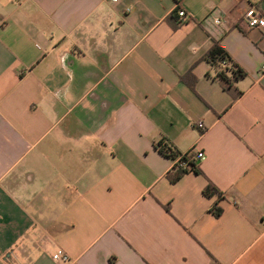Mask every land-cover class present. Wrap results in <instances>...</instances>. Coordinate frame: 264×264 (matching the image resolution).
I'll return each instance as SVG.
<instances>
[{
	"label": "crops",
	"instance_id": "0c3cea01",
	"mask_svg": "<svg viewBox=\"0 0 264 264\" xmlns=\"http://www.w3.org/2000/svg\"><path fill=\"white\" fill-rule=\"evenodd\" d=\"M249 6L264 15V0H0V264H264ZM214 43L246 73L229 91ZM161 141L203 152V174L172 183Z\"/></svg>",
	"mask_w": 264,
	"mask_h": 264
},
{
	"label": "trees",
	"instance_id": "16d2710c",
	"mask_svg": "<svg viewBox=\"0 0 264 264\" xmlns=\"http://www.w3.org/2000/svg\"><path fill=\"white\" fill-rule=\"evenodd\" d=\"M205 59L214 66L217 73L216 77L228 91L231 90L233 84L246 77L245 71L239 68L237 65L232 64L230 58L218 43H214L211 49L206 53ZM223 62L226 63L225 66L222 65ZM228 73H230L231 76H228ZM181 80L186 82L191 87V89L194 90L196 78L193 76L191 71L185 76L181 77ZM156 147L162 155L171 160H174L177 156L182 155V153L178 152L174 148V146L167 142L161 141L156 145ZM183 161H189L188 156H185L183 158ZM188 172L203 174L197 162L189 161L186 167L172 171V174L169 175V179L172 183H175ZM204 195L209 199L217 197V200L212 206V213L216 217H220L222 215V209L220 208V201L222 200L221 192L216 188L214 184L209 182L204 189ZM167 210L169 211L168 208Z\"/></svg>",
	"mask_w": 264,
	"mask_h": 264
},
{
	"label": "built area",
	"instance_id": "2783aa9c",
	"mask_svg": "<svg viewBox=\"0 0 264 264\" xmlns=\"http://www.w3.org/2000/svg\"><path fill=\"white\" fill-rule=\"evenodd\" d=\"M236 2H239L241 0H235ZM178 16L181 19H186L187 14L184 10L179 9L178 10ZM243 24L248 27L249 29L254 28H260L264 29V15L263 13L254 6H249L247 10L245 11V14L243 16ZM217 25H220L222 23V20L218 19L215 21ZM226 63H222L223 66H225ZM264 71V67H263ZM196 128L200 130L201 132H204L206 127L203 122L199 121L196 123ZM185 156H188L189 161H195L198 163V161L205 159V154L203 152H197L194 149L190 150L189 152L177 156L174 160H172V171L178 170L179 168H184L188 165L189 161H183V158ZM53 260L55 262H68L69 258L64 252L59 251L53 256Z\"/></svg>",
	"mask_w": 264,
	"mask_h": 264
}]
</instances>
